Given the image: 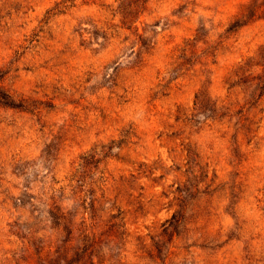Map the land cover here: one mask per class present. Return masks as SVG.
Here are the masks:
<instances>
[{"label":"rangeland","instance_id":"374dc122","mask_svg":"<svg viewBox=\"0 0 264 264\" xmlns=\"http://www.w3.org/2000/svg\"><path fill=\"white\" fill-rule=\"evenodd\" d=\"M0 264H264V0H0Z\"/></svg>","mask_w":264,"mask_h":264}]
</instances>
